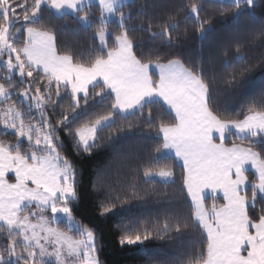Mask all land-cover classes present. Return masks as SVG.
Here are the masks:
<instances>
[{
    "label": "snow or ice",
    "instance_id": "snow-or-ice-1",
    "mask_svg": "<svg viewBox=\"0 0 264 264\" xmlns=\"http://www.w3.org/2000/svg\"><path fill=\"white\" fill-rule=\"evenodd\" d=\"M90 2L0 0V104L5 105L0 125L13 137L0 140V264H68L70 257L79 264H102L94 229L75 215L77 172L61 155V134L66 130L88 152L118 120L127 121V129L148 125L158 137L157 153L174 149L182 161L191 206L174 231L198 230L206 242L199 250L193 246L187 264H264V88L236 118L226 119L203 66L185 67L179 59L161 63L158 56L151 59L155 52L145 54L137 31L177 49L182 22L192 19L201 35L207 31L203 3L188 0L181 9L183 21L169 16L156 23L149 17L137 26L121 0H95L98 14ZM230 6L238 18L242 7L255 8L256 0H230ZM69 13L75 23L93 29L87 60L78 59L79 53L62 40L65 23L54 22L65 21ZM252 38L264 41V20ZM236 53L244 58L239 45ZM240 82L237 74L229 80ZM90 101L106 102L104 111L73 129ZM64 102L67 109L61 110ZM157 105L160 112L154 113ZM33 108L39 114L36 123ZM125 130L117 128L115 135ZM230 137L242 143L226 146ZM154 175L167 179L173 172L144 173ZM218 191L225 203L206 207L205 200ZM101 207L104 216L117 205ZM61 218L67 221L65 230L53 226ZM171 230L165 222L156 237L163 239ZM151 238L153 232L145 229L123 235L120 244Z\"/></svg>",
    "mask_w": 264,
    "mask_h": 264
},
{
    "label": "trees",
    "instance_id": "trees-1",
    "mask_svg": "<svg viewBox=\"0 0 264 264\" xmlns=\"http://www.w3.org/2000/svg\"><path fill=\"white\" fill-rule=\"evenodd\" d=\"M192 2L204 5L201 17L207 21V31L202 35L194 20L189 19L180 24L178 49L175 44L168 47L161 39H151L148 33L142 31H137L135 36L146 55L156 53L151 56L153 61L158 56L161 63L179 59L186 67H191L192 63H196L197 67L203 66L206 82L218 102L220 114L226 119L236 118L242 106L264 88V41L252 38L253 31L258 30L260 22L264 20V0H256L255 8L243 6L238 18L233 17L236 9L228 1ZM186 3L188 0H132L123 4V10L131 11L133 23L139 26L149 17L156 23L169 16L173 20L183 21L185 11L181 9ZM141 5H144L143 9ZM90 8L98 14L95 2L90 3ZM115 20L116 17L112 18L113 23ZM54 22L65 23L62 40L79 53L78 59L87 60L91 55L89 49L93 29L75 23L70 13L65 21L57 18ZM238 45L243 59L237 57ZM3 73L1 69L0 76ZM233 74H237L240 83H229ZM3 107L5 105L0 104V110ZM18 107L25 108L26 105ZM105 107L106 102L90 101L89 107L81 112L80 119L72 128L95 118ZM66 109L67 102H64L61 110ZM153 111L159 113V106H155ZM32 114V122L36 123L39 119L37 110L33 108ZM122 126L126 130L116 136V129ZM6 131L9 134L6 135ZM110 134L115 138L109 139ZM99 135L101 139L97 141V146L85 152L82 147H77L78 139L69 136L65 130L61 134V155L66 156L76 168L79 196L74 202L75 215L78 221L94 229L99 250L97 255L102 264H187L193 246L199 250L206 242L198 230L193 229L182 235L174 231L176 220H186L191 206L183 184V165L164 151L157 153L158 137L154 130H148L146 124L143 128L127 129V121L118 120ZM0 140H13L10 130L3 129L2 125ZM233 141L242 143L230 137L225 144L231 145ZM161 168L170 169L173 179L144 176L148 169L156 172ZM211 199L205 200L206 207L211 206ZM220 202L222 199H218L217 203ZM105 203H115L117 207L113 212L101 216V206ZM165 222H169L173 230L163 239L157 238L155 230ZM57 225L65 230L64 221ZM145 229L153 232V238L143 244H120L123 235L143 233ZM0 243H3L2 239Z\"/></svg>",
    "mask_w": 264,
    "mask_h": 264
},
{
    "label": "crops",
    "instance_id": "crops-1",
    "mask_svg": "<svg viewBox=\"0 0 264 264\" xmlns=\"http://www.w3.org/2000/svg\"><path fill=\"white\" fill-rule=\"evenodd\" d=\"M132 1V0H131ZM86 3H87V1H86ZM93 3V2H92ZM167 63V62H166ZM185 66V65H184ZM186 67V66H185ZM226 146H231V145H227L226 144ZM164 152L166 153V154H168V155H170V156H173V157H175L176 158V160L180 163V164H182V161L179 159V158H177L176 156H175V150L174 149H169V150H164ZM183 165V164H182ZM250 171H254V170H252V169H250ZM153 178V177H152ZM154 178H156V179H160V178H157V177H154ZM162 180V179H161ZM207 191V190H206ZM215 195V198L213 199H211V202H210V205L212 206V204L213 203H215L218 207L219 206H222L224 203H225V201H224V199H223V194H222V192H217L216 194H214ZM209 197H212V195H209ZM218 199H222V202H220V203H217V201H218ZM205 203V206H206V202H204ZM210 206V207H211Z\"/></svg>",
    "mask_w": 264,
    "mask_h": 264
},
{
    "label": "rangeland",
    "instance_id": "rangeland-1",
    "mask_svg": "<svg viewBox=\"0 0 264 264\" xmlns=\"http://www.w3.org/2000/svg\"><path fill=\"white\" fill-rule=\"evenodd\" d=\"M86 1L88 2V0H86ZM129 1H131V0H121V2H122L123 4H125V3L129 2ZM220 1H228V2H230V0H220ZM92 2H95V0H91L90 3H92ZM113 18H114V17H113ZM0 72H1V69H0ZM156 173H158V171H156ZM151 177H157V178H160V179H162V180H172V179H173V176L170 177V178H167V179H165V178H161V177H159L158 175H154V176H151ZM151 177H149V178H151ZM60 221H64L65 224L67 223V221H66L65 219L61 218L59 221L56 222V224H57L58 222H60ZM56 224H54L53 226L55 227ZM61 230H62V229H61ZM70 234H71V233H70ZM68 264H79V262L76 261L74 258H71V257H70L69 260H68Z\"/></svg>",
    "mask_w": 264,
    "mask_h": 264
}]
</instances>
